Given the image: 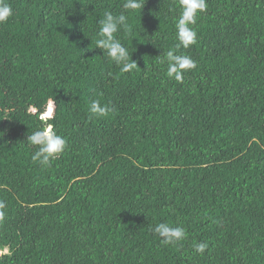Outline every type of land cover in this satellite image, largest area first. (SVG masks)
<instances>
[{"label":"trees","instance_id":"1","mask_svg":"<svg viewBox=\"0 0 264 264\" xmlns=\"http://www.w3.org/2000/svg\"><path fill=\"white\" fill-rule=\"evenodd\" d=\"M7 2L0 264H264V0H207L196 43L176 49L197 65L182 82L161 63L177 0L126 13L128 73L96 46L125 0ZM94 100L111 110L94 116ZM47 124L67 141L51 167L27 141ZM160 222L186 237L163 244Z\"/></svg>","mask_w":264,"mask_h":264},{"label":"clouds","instance_id":"2","mask_svg":"<svg viewBox=\"0 0 264 264\" xmlns=\"http://www.w3.org/2000/svg\"><path fill=\"white\" fill-rule=\"evenodd\" d=\"M180 8V15L176 19V38L179 41L175 49H169L164 53L166 61V74L169 78L177 82H182L183 75L186 71L196 68V62L187 55H179L176 49L181 46L188 48L196 43L197 32L195 25L198 15L207 8V0H177ZM143 0H125L123 9L125 12L114 14L111 11H105L103 18L99 21V31L96 34V46L103 50L104 56L108 57L122 73H128L137 68L136 61L130 58L127 47L117 38V34L125 32L131 34L132 26L129 23V15L126 13L137 12L144 9ZM13 15V9L7 0H0V24L7 23ZM111 109L106 105H101L99 100H94L90 106V112L94 116H104ZM48 118H51L53 112L52 104L46 107ZM31 146H36V151L32 155L34 163L39 162L44 167H51V162L56 160L64 151L67 141L61 135H58L52 124H47L38 130L31 132L27 137ZM5 207L0 201V209ZM0 211V218L3 217ZM153 231L161 237V242L165 245H173L186 237V232L182 227H173L168 223L160 222L156 224ZM195 252L203 254L208 247L204 242L193 245Z\"/></svg>","mask_w":264,"mask_h":264}]
</instances>
